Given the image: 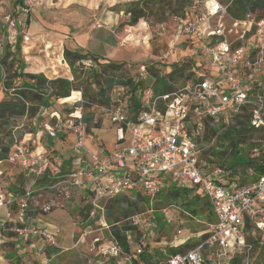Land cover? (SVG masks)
<instances>
[{
  "label": "built area",
  "instance_id": "1",
  "mask_svg": "<svg viewBox=\"0 0 264 264\" xmlns=\"http://www.w3.org/2000/svg\"><path fill=\"white\" fill-rule=\"evenodd\" d=\"M22 1L16 9L5 12L4 24L9 33L24 35L28 41L26 24L37 0ZM235 1L193 0L187 16L174 21L177 29L180 27L176 31L180 38L192 44L197 40L202 43L198 50L204 57L201 67L216 72L215 75L198 77L194 72L178 87L160 93L153 92L154 82L146 90L137 113L130 106L129 89L115 88L112 101L117 106L102 107L117 129L116 150L110 155H98L85 146L87 132L80 109L75 118L76 155L70 172L45 187L66 198H71L73 190H88L90 216L94 218L99 213L104 218L106 204L122 196L133 199L134 194L140 193L154 202L173 185L187 190L189 198L200 195L216 219L200 237L209 236L196 247L156 264H235L237 259L240 264H253L254 244L250 238L255 232L264 236V172L250 169L248 176L252 180L240 186L239 173L219 166L215 160L221 158L222 150L216 147L219 156H211L213 146L206 140L207 125L223 126L213 139L215 142L224 130L236 124L237 117L245 116L253 132L248 139L254 145L252 158L264 155V18L252 11L240 19L231 16ZM4 4L12 8L14 0H4ZM158 28L165 30V24ZM76 103H83L82 94ZM55 115L56 128H60V115ZM46 127L49 135L55 137L57 129ZM128 134V146L120 148ZM38 160L40 156L31 162L22 146L15 145L11 154L12 162L42 178L45 168H31ZM30 195L27 192L19 203L18 223L22 226L2 223L4 233H15L19 239H42L39 252L58 248L54 234L23 223ZM122 224L127 227L124 241L128 247L136 244L134 252L124 253L122 245L115 241L103 248L102 254L110 258L123 255L127 264H134V260L142 264L146 231L154 230L155 222L146 214L137 213ZM133 231H138V236L134 237ZM207 252L214 257L209 259Z\"/></svg>",
  "mask_w": 264,
  "mask_h": 264
},
{
  "label": "rangeland",
  "instance_id": "2",
  "mask_svg": "<svg viewBox=\"0 0 264 264\" xmlns=\"http://www.w3.org/2000/svg\"><path fill=\"white\" fill-rule=\"evenodd\" d=\"M137 1L139 0H37L31 7L28 21L30 22V18L33 21L34 17H37L44 27L38 26L39 31L36 34L31 32V25L27 22L26 35L29 40L25 41L24 35L10 39L4 19L5 12H10L13 8L7 7L4 0H0V102L11 101L16 98V93L27 92L23 84L29 83L31 80L24 77L23 74H42L48 79L69 76V80L73 81L72 73L66 74L67 69L65 68H69V66L63 61L61 44L59 49L49 48L44 41L47 33H45V29L60 35H68L72 39L71 42L74 43V38L77 35L84 36L90 33L93 28H99L101 18L105 12L109 11L120 15L117 31L120 34L121 48L127 52L133 51V53H126L125 56V59L132 56V60L119 62V64H124L123 72L126 79L144 82L145 86H151L163 78L170 86L178 87L189 75L193 76L194 72L198 77L211 73L216 74V72L210 73L208 68L201 67L204 57L198 54V50L202 48L200 41L197 40L195 44H192L186 42L184 38H178L177 25L174 22L176 17L171 16L170 13H167V21L161 23L165 24V30L158 28L161 24L154 23L152 18L141 20L135 27L123 25L129 16H126L122 10H127L131 3ZM125 6L127 7L125 8ZM256 12L258 15L260 14V11L256 10ZM141 22L145 23L143 28L139 26ZM105 51V46L98 41L94 42L90 48L91 54L97 57L103 55ZM6 53H9L10 57L3 65L2 60ZM29 56L32 58L31 60H28ZM61 58L62 63H60ZM100 63L106 64L107 61L101 60ZM194 64L196 68H193ZM77 66H80L78 73L80 80L74 81L75 86L78 87L75 92H80L84 99V90L95 92V85L89 75L97 68V64L85 60ZM184 66L190 68H184ZM33 71L41 73H33ZM170 73H174L175 80L168 77ZM8 83L11 85L8 86ZM62 100L52 98L49 107H37L38 110L34 117H30L32 115L30 107L33 106L30 103L24 117L11 120L0 119V150L12 137L17 141V146L26 148V155L31 162H34L37 156L41 157L42 160H38L31 168L35 171L45 168L49 174V176L47 175L48 181L41 182V178L36 173L24 169L17 162H12L11 154L15 146L11 149L7 159L0 161V193H10V197L14 199L9 205L13 212L7 214L5 208H0V264H127L123 255L119 258H110L102 254L103 248L117 241L111 230L113 225L121 229L123 237L126 232L122 224L125 218L118 213L119 201L122 197L108 202L105 207V215H102L104 218L96 219V216L95 218L87 216L86 213L90 207L88 190H73L71 198H66L45 189L51 181L49 179L58 170L55 168H60V162L76 155L74 130L77 125L75 118L78 115L75 114L79 113L80 109H82L81 115L88 112L93 113L95 119L93 124L101 125V129H93L91 133L87 132L85 138L87 149L98 155H105L109 152L107 150L111 151L117 144V129L105 116L102 105L92 104L87 108L85 102L77 104L62 102ZM57 113L61 118L62 126L60 128L55 127L56 120L58 122L55 115ZM53 115L55 117H52ZM46 125L57 129L55 137L49 135ZM234 134V132L229 133L222 140V136H219L215 142L213 139L216 136L212 138L208 141V145L213 146L210 152L213 151L215 156H219L215 151L216 147H219L222 150L221 157L225 156L229 162L242 157V154H245L243 151H246L240 150L243 145L239 146L240 149L234 150L229 139V137H237ZM129 139L128 134L126 142L120 145L121 148L128 146ZM243 140L246 141L247 148V144L250 145V143L246 139ZM234 152H236L235 155L238 154L231 157ZM27 192L31 195L24 222L27 221V218H31L33 219L30 221L32 225L42 226L46 231L54 234L59 246L56 251H53L54 248H47L46 252H39L34 240H22L16 247L12 245L14 244L12 239L6 238L4 241L1 239V235L4 234L1 223L8 222L18 227L21 225L18 223L19 203L25 198ZM3 196L0 195V199H3ZM148 202L145 206L140 205V212L137 213L146 214L147 218H152L157 226L154 230L146 231L147 247L145 249L155 256L156 263L172 256L170 249H177L189 242L199 240L201 233L208 229V224H211L206 217L191 213L186 208L190 201L183 200V198L178 199L175 204L167 206L159 205L162 202L161 197L154 202L150 200ZM186 204L188 205L186 206ZM109 206L114 208L111 221L107 219ZM123 208L130 210L126 204H123ZM6 235L18 238L12 232L6 233ZM133 236H138V231H133ZM252 236L261 238V246L264 244L262 234L255 232ZM135 246L134 243L130 250L124 251V253L134 252ZM48 251L52 253L49 255ZM261 252H264L262 247L255 250L252 258L253 264H264V258H259ZM206 256L212 259L214 254L207 252Z\"/></svg>",
  "mask_w": 264,
  "mask_h": 264
},
{
  "label": "trees",
  "instance_id": "3",
  "mask_svg": "<svg viewBox=\"0 0 264 264\" xmlns=\"http://www.w3.org/2000/svg\"><path fill=\"white\" fill-rule=\"evenodd\" d=\"M223 2L228 0H221ZM193 0H139L137 2L131 3L127 10L123 9L122 11L125 12L126 16H129V19L125 22V26L135 27L138 25V23L141 20H147L149 18H152L154 23L161 24L167 21V13H170L171 16H175L178 18H185L187 16L188 9L192 5ZM22 0H14V6L13 9H16L18 5L22 4ZM127 6H125L126 8ZM260 11L259 17L264 18V0H236L234 2V5L230 9L231 16L235 18H242L244 15L250 11L256 12ZM29 23V22H28ZM64 60L68 64L72 76L73 81L66 79V78H57V79H48L44 75H31V74H23L24 77L31 80L29 83H24L23 87L26 89L27 92H21L16 93V98H13L11 101H2L0 102V119L6 118L8 120L14 119V118H21L24 117L27 114L28 110V104L32 103V107H30L31 116L34 117L35 113L37 112V107H49L50 100L52 98H55V100L60 99H66L69 98L72 94V92L77 91L78 87L75 86L74 81L80 80L78 77L79 68L80 66H77L78 64L82 63L85 60H90L91 62H94L97 64V68L92 71L89 75V78L92 80L93 85H95V92H86L84 90L83 92V103L85 102L87 108L90 107V105H102L103 107H115L117 104L113 103L112 101V93L113 90L117 87H125L128 88L129 91L127 94L131 97L130 101L132 102L130 106H132L135 113L138 112L141 101L143 99V96L146 92V90L149 89V85H144V82H135L133 79H126V75L123 72L124 64H119L116 62L108 61L106 59L97 57L89 52H84L83 50H75L71 51L68 49H65L63 52ZM10 57L9 53H6L3 58V65L6 63L7 59ZM62 59V58H61ZM107 61L106 64H101L100 61ZM184 68H190L189 66H184ZM1 71V69H0ZM1 75V74H0ZM22 76V77H23ZM168 77L172 80H175L174 73H170ZM192 76L189 75V77L186 80L190 79ZM184 82V81H183ZM182 82V83H183ZM11 84L8 83V86ZM173 86H170L165 79L161 78L157 80L152 86V90L155 93L160 92H167L170 90H173ZM35 91V92H34ZM83 106V104H82ZM58 114V113H57ZM245 116H239L236 118V124L232 126L231 128H228L223 131L222 133V139H225L229 135V133L234 132L237 137H232L230 139L232 146L234 147V150L237 148L240 149V145H243V148L240 149L241 151L245 152V154H242V157H240L237 160H233L231 162L228 161V159L224 156L221 157L218 160H215V162L221 166V167H230L229 170L232 173H239L240 176V182L239 185L242 186L244 184H247L252 179L248 176V171L250 169L255 170L259 174H262L264 172V155L260 154L257 157L252 158V150L254 148L253 144H247L246 148V141L243 139H246L248 142V139L253 134L252 130L248 128L247 121L245 118H241ZM95 121L94 114L91 112H88L84 115H82L81 122L85 124L86 132L91 133L93 129H101V125L99 123L93 124ZM54 122V121H53ZM57 120L55 122V127H57ZM52 127V126H51ZM222 127H210L207 125V134H206V140L210 141L212 138H214L218 131L222 129ZM224 134V135H223ZM234 134V135H235ZM233 135V134H232ZM240 138V140H239ZM17 144V141L14 140L12 137L9 139L8 142L5 143L1 147L0 150V161L7 159L8 155L11 152V149ZM248 149V150H247ZM236 152H234L233 156ZM246 155V156H245ZM211 156H214V153H211ZM221 156V154H220ZM75 158V156H71L69 159H64L61 164L62 170L57 175H54L47 186H51L52 184L56 183L58 180V177L60 175H65L70 172L71 163L72 160ZM47 170L44 172V175L40 179L41 182H46L47 180ZM40 182V183H41ZM162 202L159 205L161 206H167L170 204H175L176 201L180 198H183V200L190 201L189 205L186 204V208L191 211V213L200 216V217H206L211 224L215 223L216 219L214 217V214L211 211L210 205L208 202H205L201 199L200 195H196L192 198L188 197V191L179 188L176 185H173L169 188L168 191H165L161 194ZM119 207H118V213L122 215L125 219L133 216L135 213L140 212V205H147L149 202L147 198H143L140 193L134 194L133 199L128 198L127 196H122V199L119 201ZM122 203V204H121ZM123 204H126L130 207V210H125L123 208ZM91 206L87 210V216L90 215L91 212ZM114 208L112 206H109L107 208L108 214L107 219L111 221L112 216L114 215ZM158 209V208H157ZM96 219H100V213L96 216ZM22 226V225H21ZM124 229H127V227H124ZM112 233L114 238L122 245L123 250L128 252L130 250V247L126 244L124 241V237L121 233V229L117 228L115 225L111 227ZM209 235L204 234L201 239L195 241V242H189L184 246H181L177 249H170L171 255H176L179 253H184L185 251H188L191 248L196 247L199 245L203 240H205ZM261 238H255V236H252L250 238L251 242L254 244V251L253 255L255 253V250H258V248L262 247L264 248V244L261 246L262 242L260 240ZM53 251H56V248H54ZM46 252V250H45ZM49 255L52 252H47ZM252 255V258H253ZM141 262L142 264H156L155 256H152L149 252L145 250L144 254L141 256ZM259 258H264V252H261ZM134 264H139L137 260H134ZM235 264H240L239 260L237 259Z\"/></svg>",
  "mask_w": 264,
  "mask_h": 264
},
{
  "label": "crops",
  "instance_id": "4",
  "mask_svg": "<svg viewBox=\"0 0 264 264\" xmlns=\"http://www.w3.org/2000/svg\"><path fill=\"white\" fill-rule=\"evenodd\" d=\"M121 12V11H120ZM31 18H30V25H31V32L38 34L39 28L38 26H41L42 28L44 27L43 25L40 24V21L37 19V17H34V20L31 22ZM100 24H99V28H93L91 30L90 33L86 34V35H77L74 39V43L71 42V38L68 35H60L56 32H49L47 29H45V38L44 41L46 44H48V47L50 48H55V49H59L60 48V44L61 47L63 49L62 52H64L65 48H67L68 50L71 51H75V50H79L80 48L84 51V52H90V48L93 45L94 42L98 41L101 44H103L106 48V51L103 55H100V58L106 59L108 61H112V62H125L127 60H132V56L125 59L126 53H133V51H129L127 52L125 49L121 48V43H120V34H118L119 32L117 31L119 22H120V15H118L117 13H113V12H105V15L101 18L100 20ZM40 27V28H41ZM180 29V27L178 28ZM177 29V30H178ZM10 39H15L18 36H15V33L12 32L10 33ZM178 38H180V35L177 33ZM70 39V41L68 40ZM77 49H75V48ZM28 50V49H26ZM27 57V56H26ZM32 58H30V56L28 57V60H31ZM68 67V66H67ZM66 70V74H71V70L70 68H65ZM33 73H41L39 71H33ZM50 79V78H49ZM66 79H70V77L68 76ZM80 94V92H78ZM81 97V94L79 96V98L77 100H79ZM76 100V101H77ZM76 101H74L73 103H76ZM121 148V147H120ZM44 149V148H43ZM116 150V145L115 147L107 154L105 155H110L111 153H113ZM106 152V151H105ZM42 160V159H41ZM61 164L62 162H60L59 166L60 168H55L58 169L56 174L57 175L60 170H61ZM44 169V168H43ZM0 195H4L3 199H0V208H5L7 211V214L9 212H13L10 208V202H12V197H10V193L8 194H4L1 193ZM26 222H23L25 225H32V223L30 222L31 218H27ZM2 226V223H1ZM34 226V225H32ZM36 228H42L45 229L42 226H34ZM6 238L8 239H12L14 244V246L18 247L19 242L21 243L22 240L24 241H28V240H34L35 245L38 246L37 248L40 249L42 248V244H43V240L38 238V237H33V238H27V239H19V238H12L7 236L5 233L1 235V239L4 241L6 240ZM7 244V243H6Z\"/></svg>",
  "mask_w": 264,
  "mask_h": 264
},
{
  "label": "bare ground",
  "instance_id": "5",
  "mask_svg": "<svg viewBox=\"0 0 264 264\" xmlns=\"http://www.w3.org/2000/svg\"><path fill=\"white\" fill-rule=\"evenodd\" d=\"M139 26H141V28H143L145 26L144 22H141L139 24ZM138 28V27H137ZM137 30V29H136ZM60 63H62V59H60ZM80 94L78 92H72L71 96L69 98L63 99L62 102H68V103H73L74 101H76L79 98ZM76 116H79V113L77 112L75 114Z\"/></svg>",
  "mask_w": 264,
  "mask_h": 264
},
{
  "label": "water",
  "instance_id": "6",
  "mask_svg": "<svg viewBox=\"0 0 264 264\" xmlns=\"http://www.w3.org/2000/svg\"><path fill=\"white\" fill-rule=\"evenodd\" d=\"M64 61V63H65V60H63Z\"/></svg>",
  "mask_w": 264,
  "mask_h": 264
}]
</instances>
